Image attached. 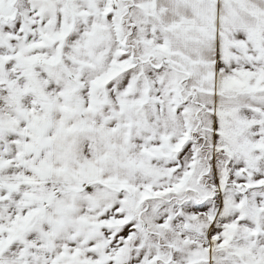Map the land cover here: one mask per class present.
I'll return each instance as SVG.
<instances>
[{"label": "snow or ice", "instance_id": "snow-or-ice-1", "mask_svg": "<svg viewBox=\"0 0 264 264\" xmlns=\"http://www.w3.org/2000/svg\"><path fill=\"white\" fill-rule=\"evenodd\" d=\"M0 264H264V0H0Z\"/></svg>", "mask_w": 264, "mask_h": 264}]
</instances>
